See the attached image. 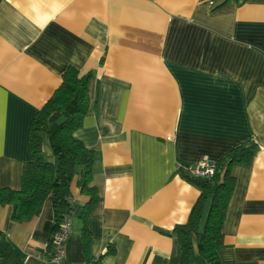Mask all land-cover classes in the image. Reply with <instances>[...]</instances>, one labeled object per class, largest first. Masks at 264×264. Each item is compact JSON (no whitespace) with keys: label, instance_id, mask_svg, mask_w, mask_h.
<instances>
[{"label":"crops","instance_id":"1","mask_svg":"<svg viewBox=\"0 0 264 264\" xmlns=\"http://www.w3.org/2000/svg\"><path fill=\"white\" fill-rule=\"evenodd\" d=\"M69 66L92 73L74 132L94 152L90 254L101 264H181L174 228L188 222L200 190L178 165L215 163L252 141L250 164L231 168L218 256L264 264V0H1V187H20L30 123ZM42 151L54 161L45 138ZM77 179L62 264L86 263L88 196ZM11 214L0 205V231L20 264H51V200L29 220Z\"/></svg>","mask_w":264,"mask_h":264},{"label":"trees","instance_id":"2","mask_svg":"<svg viewBox=\"0 0 264 264\" xmlns=\"http://www.w3.org/2000/svg\"><path fill=\"white\" fill-rule=\"evenodd\" d=\"M91 76V72L80 75L72 66L62 73L60 85L30 123L28 147L31 158L23 165L20 187L0 186V205H10L12 219L20 222L29 220L49 198L55 231L71 214V185L78 176L80 193L88 196L80 214L85 264H101V256H92L89 252L91 236L86 227V220L98 202L96 188L90 184L94 152L74 136L89 107L87 89ZM43 138L49 144L54 161L43 154ZM256 149L252 141L231 148L214 163L215 171L210 177L193 176L179 169L180 176L200 190L188 222L174 228L180 244L181 264H222L218 250L223 243L222 225L234 186L231 168L236 163L249 165ZM193 236L197 242V260L193 254ZM48 256L50 261V244ZM0 264H20L17 252L1 231Z\"/></svg>","mask_w":264,"mask_h":264},{"label":"built area","instance_id":"3","mask_svg":"<svg viewBox=\"0 0 264 264\" xmlns=\"http://www.w3.org/2000/svg\"><path fill=\"white\" fill-rule=\"evenodd\" d=\"M178 169H182L193 176L210 177L215 171V165L214 162L202 157L194 166L178 165ZM70 232V220L69 217H65L58 228L52 233L50 239L51 264H62L65 257V245Z\"/></svg>","mask_w":264,"mask_h":264}]
</instances>
